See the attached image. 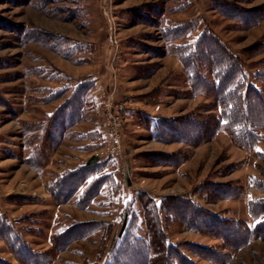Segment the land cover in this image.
I'll return each mask as SVG.
<instances>
[{"label": "rangeland", "instance_id": "rangeland-1", "mask_svg": "<svg viewBox=\"0 0 264 264\" xmlns=\"http://www.w3.org/2000/svg\"><path fill=\"white\" fill-rule=\"evenodd\" d=\"M203 35L264 92V0H0V263L22 264L9 238L43 264H146L147 206L191 264H264V131L213 134L181 61Z\"/></svg>", "mask_w": 264, "mask_h": 264}, {"label": "trees", "instance_id": "trees-1", "mask_svg": "<svg viewBox=\"0 0 264 264\" xmlns=\"http://www.w3.org/2000/svg\"><path fill=\"white\" fill-rule=\"evenodd\" d=\"M202 40L210 41L211 38L203 35L193 51H187L188 47L182 49L181 61L187 71L192 88L196 92H199L200 88L208 86L213 89V98H215L213 107L221 108L220 116H214L215 125L213 134L219 130H226L238 146L251 149L258 141L262 140L261 136H263L260 133L264 131V92L247 83L242 65L231 52L219 44L216 45V40L214 41L213 39L209 42L208 46H201L200 42ZM207 57L209 62L212 63L213 80L211 81L204 79L197 70V65L202 63L201 59H206ZM261 77L264 79V74ZM183 124L188 125L189 122H182ZM175 129H177L176 132L180 131V128ZM188 139H190V136ZM184 208L185 210L182 207L183 215H185L184 218L187 217L189 222H195V225L200 223L201 226L203 224L204 227L207 226L208 222H205L203 215H201L202 213L192 210L190 206ZM145 209L151 247V256L146 260V264H173L169 259V255L178 258L179 264H191L178 249L167 244L166 237L155 212L147 206H145ZM220 224L222 226L225 224V221H221ZM124 226L125 221L122 224V230ZM215 228L217 233L221 232V234H224L222 236L226 241L231 239L232 236L233 238L235 237L233 231L229 232L222 229V227ZM6 232L5 226H0V233L6 235ZM246 234L243 233V236ZM6 241L9 242L22 264H43L41 257H38L24 244L12 243L9 238ZM238 244L242 246L243 243L239 242ZM0 264L6 263L1 262Z\"/></svg>", "mask_w": 264, "mask_h": 264}, {"label": "built area", "instance_id": "built-area-1", "mask_svg": "<svg viewBox=\"0 0 264 264\" xmlns=\"http://www.w3.org/2000/svg\"><path fill=\"white\" fill-rule=\"evenodd\" d=\"M110 155H112L113 153H109Z\"/></svg>", "mask_w": 264, "mask_h": 264}, {"label": "snow or ice", "instance_id": "snow-or-ice-1", "mask_svg": "<svg viewBox=\"0 0 264 264\" xmlns=\"http://www.w3.org/2000/svg\"><path fill=\"white\" fill-rule=\"evenodd\" d=\"M257 151H260L259 149H257Z\"/></svg>", "mask_w": 264, "mask_h": 264}]
</instances>
